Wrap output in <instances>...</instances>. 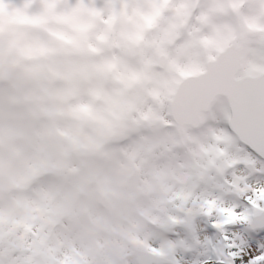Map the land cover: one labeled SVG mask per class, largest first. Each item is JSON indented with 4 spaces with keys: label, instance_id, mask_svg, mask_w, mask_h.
<instances>
[{
    "label": "rangeland",
    "instance_id": "1",
    "mask_svg": "<svg viewBox=\"0 0 264 264\" xmlns=\"http://www.w3.org/2000/svg\"><path fill=\"white\" fill-rule=\"evenodd\" d=\"M246 1L242 13L248 16L256 15L259 10V0ZM25 2L32 5V14H38L42 11L43 5L49 2V0H5L6 8L0 12V29H3L0 54L3 51H9L8 45L10 40H16L20 48H28L38 42L47 43L51 40L46 31L33 27L29 23L21 22L24 19L22 16L13 17L7 10L8 5H22ZM150 2L151 0H140V2L137 0H55L57 4L55 13L57 15L63 14L67 16V19L57 21L50 18L45 27L70 35H76L73 31L74 25L84 26L87 28V31L80 34L84 41L89 39L90 35L88 34L97 28L89 43L95 42L94 46L99 51L100 44L97 40L101 26L114 3H117L122 8L121 12L124 9V5H128L127 14L123 15V18L129 19L133 12L136 13L130 18L131 21L125 24L127 25L125 36H123V32L120 33L121 30H119L118 24L115 28L116 37H119V41L121 39L127 41L124 43L123 58L116 60L112 57L111 59V63L116 65L115 69L112 70L114 72V82L105 86L103 97L94 111H82V114H79L80 122H85V127L79 130L81 140L76 145L88 153V156L82 162V164H85L84 168L81 171H77L71 177L73 178L72 180L66 177L65 168L66 166L73 165L75 169L76 165L72 159L64 155L63 147L61 146L64 141H67L69 136L60 131L63 129L69 134L71 130L70 126L73 124L72 117L77 116L75 111L81 103L78 100L80 98L79 95H83L86 92L85 89H91L95 73H97L99 80V66L95 67L94 73L91 72L93 70L90 67L92 65L91 61L94 58H98L100 62L102 58L101 54L97 57L87 55L85 58V55L90 52L83 51L80 56H76L78 52L66 48L63 51H59L56 56L49 54L29 58L21 55L19 51L14 49L11 52L10 58V62L14 65V71L9 76L5 74V71L0 72V207L4 208L19 199L21 208H35V197L31 191L25 192L21 197L15 195L11 200L10 198L3 199L1 191L7 185H17L21 177L23 165L27 161V156L24 153L34 147L37 135L46 128L43 125V119L51 117L54 114L55 117L50 119V128L51 132H53L50 140V144L53 145L50 156L57 163L58 161L62 163L58 176L59 180L64 183L65 197L59 199L57 202L58 212L54 213V216L60 218V228L55 234V238L57 239L47 249L60 248L63 263L66 262L65 260L68 256L66 247L72 244L77 247L85 259L83 264H91V252L94 247H85L86 245L82 244L81 237L84 240L94 238L100 242L101 248L97 255L101 254L105 249H109L111 243L106 244V240L104 242L101 238L99 229L101 230L102 228H107L111 231L109 234L110 238L107 241L113 240L115 233H119L124 235V243L127 244L129 241L138 244L137 238L130 234V230L118 222V217L130 208L139 193L148 192L155 183L166 180L170 185V190L163 202L175 200L179 197V201L166 206L167 213L173 217V224H175L172 229L179 238L183 234L182 213L190 210L194 214L191 228L193 245L188 247L180 239L175 242L169 241L171 249L170 258L173 264H202L201 258L197 253L204 251V240L213 239L214 236L213 232L208 236L198 230L201 214H203L207 202L213 198H217L222 199L225 204L230 205L235 203L236 197L234 196V191L230 189L228 193L226 190L224 192V184L231 185L234 188L237 187L241 197L249 194V192H244L245 188H257L264 185V179L258 180L260 176L264 178V165L259 161L253 162L238 156L235 149L232 150L233 157H236L238 161L235 166L229 165L223 173H220L218 172V168L222 166L223 161L219 158L213 167L207 170V167L214 163V156L217 155L211 150L215 146L212 129L220 127L215 121L209 119L198 130L187 128L184 130L183 139L180 144V142H175L171 138V129L175 125H171V122L167 118L169 114L168 97L161 99L160 97L163 96H154L165 105L161 113L162 118H159L160 112H157L156 108L155 111H151L150 113H147L149 109L140 112L139 110H135L134 94L135 85L138 81L132 79L133 73L139 70L143 71L146 62H153L148 76L141 79L147 86V91L150 90L151 93L155 92V81L158 75L156 69H154L155 53L141 52L138 55H134L133 52H130L132 40L137 36L139 20L144 17L143 15ZM229 2L230 0H195V2H192V0H173L171 3L173 15L170 24L159 28L160 30L151 34L147 41L148 43L155 42L157 48L163 47L168 49L169 45L166 43V40L172 35H176L178 24L182 23L187 16L189 22L186 29L177 38L178 44H180L179 41L185 40L188 32L193 27H198L196 18L201 13L208 12L217 4L227 5ZM78 3H82L84 7L73 15L72 9ZM192 3L196 4L197 11L195 17L189 19L188 16H190L189 13L191 14V9L181 7V5L191 6ZM93 10L101 13L98 16L100 20L97 19L95 22L90 21L89 17L93 15ZM213 18L219 24H232L234 18L238 20V17L230 9L227 14H214ZM173 25L177 27L173 28ZM204 31L207 32L208 30L205 29ZM63 57L64 60H60ZM84 61L87 65L89 64V69L86 66L83 68L85 76L83 84L87 88L78 89L79 86L74 87L71 80L72 69L74 67L82 69L81 66L84 64ZM138 64L142 67L137 66ZM48 70L51 71L50 74H48ZM88 74H90V79L92 77L89 81ZM127 85H131L132 89H127ZM64 86L70 88L68 92L72 96V100L64 111H60L58 103L61 94L66 90ZM76 89H78V97ZM165 90L167 89L165 88ZM111 92L115 94L114 99L109 97ZM130 100H133V104H131ZM108 103H114L117 106L115 121H121L125 125L124 132L119 137L114 135L112 127L106 126L105 122L99 119L100 112L108 110ZM130 111L131 114H134V117L130 119L129 123H125V116ZM94 115H97L98 119ZM89 119L93 122L92 124L87 123ZM137 119L141 120L140 125L136 124ZM154 121H157L160 127L166 128L168 132L167 139H164L165 135L162 130L155 126V124L153 125ZM105 129H111V134L100 136L101 131ZM99 141L103 143L101 147L97 145ZM174 144L176 146H174V149H171ZM105 146L108 147L105 148ZM113 146L116 148H113ZM97 153L99 161L95 163L93 156ZM129 166H135L139 177L136 182H129V184L123 186L118 182V174H123L126 167ZM248 166L253 170L252 173L249 172ZM94 172H97L99 176L97 188L99 183V186L103 190V195L113 207L112 219L107 220L101 217L96 210L91 208V188L87 190L88 193L75 206L71 207L67 205V199L72 196L74 188L78 187V184L83 183L87 175ZM198 178L203 179L202 183H196ZM190 183L193 184L192 188L195 190V193L189 206L186 209L179 210L182 196L188 190ZM163 202L159 205L158 211L162 209ZM175 211L181 212V215H174ZM70 214L77 218L73 226H69L66 223V219ZM156 214L153 213L151 218L154 219L158 227H161L162 219L156 217ZM10 226L11 222L5 221L0 226V233L8 231V227ZM136 228L146 229L142 224L131 226V230H135ZM33 229H36V227L34 226ZM204 235H207V237ZM19 238L17 241L20 245L23 243L25 246L31 245V250L33 251V243L28 238L23 235ZM5 240L8 239L0 236V249L10 248L6 246L7 242ZM41 241L42 238L37 244L40 245ZM19 244L11 247L10 252H13ZM110 248L114 249L115 245H111ZM149 248L165 253L158 244L142 249L147 251ZM5 256L8 258L10 264H23L22 261H26L28 264H38L37 259L27 253L19 254L16 252ZM101 258L104 257L101 256ZM104 264H111L106 257ZM120 264L123 263L120 261Z\"/></svg>",
    "mask_w": 264,
    "mask_h": 264
},
{
    "label": "snow or ice",
    "instance_id": "2",
    "mask_svg": "<svg viewBox=\"0 0 264 264\" xmlns=\"http://www.w3.org/2000/svg\"><path fill=\"white\" fill-rule=\"evenodd\" d=\"M83 7L78 3L72 14ZM244 7L245 0H230L227 5L213 6L196 18L200 27H193L182 43L176 44L178 34L172 35L166 40L171 47H159L157 52L161 59L156 63L164 70L163 84L181 130L204 124L209 119L220 125L212 129L215 146L211 149L223 161L218 168L220 173L238 162L232 155L233 149L247 160L264 161V0H259L256 15L243 14ZM5 8V0H0V12ZM31 8L32 5L26 2L7 6L13 17L22 16L21 22L43 29L51 40L28 48H20L16 40H10L9 53L15 49L31 58L55 54L66 48L75 52L99 51L91 43H84L80 35L87 31L84 26L74 25L76 35L45 27L50 18L57 21L67 19V16L55 13V0L46 2L38 14H32ZM127 8L125 4L121 15L127 14ZM229 9L238 17V24H219L214 20V14H227ZM92 14L101 15L97 10ZM114 19L115 14L107 23L111 24ZM145 19L150 28L153 17ZM186 25L187 16L180 27ZM2 35L3 29H0V37ZM98 39L104 41L105 38ZM141 39L140 35L135 37L137 42ZM152 63L146 62L144 70L133 73L132 79L146 78ZM115 67L114 63L105 65L109 71ZM153 95L157 96L156 93ZM79 110L88 111L86 107ZM244 192L251 195H244L239 204H225L217 198L207 202L203 215L209 221L208 228L212 230L216 243L206 253L209 259L203 264H264V185L245 188ZM147 251L159 255L154 249Z\"/></svg>",
    "mask_w": 264,
    "mask_h": 264
},
{
    "label": "clouds",
    "instance_id": "3",
    "mask_svg": "<svg viewBox=\"0 0 264 264\" xmlns=\"http://www.w3.org/2000/svg\"><path fill=\"white\" fill-rule=\"evenodd\" d=\"M193 184L188 185V189L191 190ZM170 190L168 181H158L152 186V189L148 192L139 193L136 199L132 202L130 208L118 217V222L126 229L130 230V234L135 236L139 242L140 248L148 247L158 244L161 249L165 250L167 255L160 260H152L150 258H143L141 260H134L133 264H173L171 256V249L169 246L168 231H156L151 229L136 228L131 230L132 225L142 224L141 217H146L148 214L154 213L159 209V205L167 197V193ZM195 206V202H194ZM179 210H183V205L179 206ZM162 223H167L166 220H162ZM84 243L91 244V240H85ZM133 254L138 251L137 248H132ZM117 249H105L102 253V257H106L112 260L116 259ZM122 255L123 252H120Z\"/></svg>",
    "mask_w": 264,
    "mask_h": 264
},
{
    "label": "bare ground",
    "instance_id": "4",
    "mask_svg": "<svg viewBox=\"0 0 264 264\" xmlns=\"http://www.w3.org/2000/svg\"><path fill=\"white\" fill-rule=\"evenodd\" d=\"M161 3H163V0L160 1V4H161ZM84 101H85V103H89V102H90V98H85ZM79 109H80V108H79ZM104 116H105L104 114L101 115L102 118H104ZM260 178H261V177H260ZM45 190H46V189L43 187V185H41V186L39 187V191L36 192L35 194H37V195H38V194H44V193H45ZM198 229H199V230H202V228H200V227H199Z\"/></svg>",
    "mask_w": 264,
    "mask_h": 264
},
{
    "label": "water",
    "instance_id": "5",
    "mask_svg": "<svg viewBox=\"0 0 264 264\" xmlns=\"http://www.w3.org/2000/svg\"><path fill=\"white\" fill-rule=\"evenodd\" d=\"M172 115H173V118H174V120L178 123V125H179V122L177 121V118H176V115L174 114V111H173V105H172ZM179 127H180V125H179ZM181 128V127H180Z\"/></svg>",
    "mask_w": 264,
    "mask_h": 264
}]
</instances>
